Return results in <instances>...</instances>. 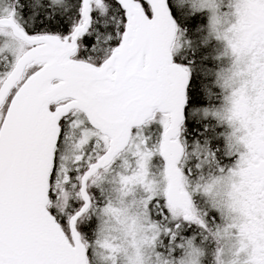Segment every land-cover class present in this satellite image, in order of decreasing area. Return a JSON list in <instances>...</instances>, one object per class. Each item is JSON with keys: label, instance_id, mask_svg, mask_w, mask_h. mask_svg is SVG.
I'll return each instance as SVG.
<instances>
[{"label": "snow or ice", "instance_id": "6c2138e0", "mask_svg": "<svg viewBox=\"0 0 264 264\" xmlns=\"http://www.w3.org/2000/svg\"><path fill=\"white\" fill-rule=\"evenodd\" d=\"M0 264H264V0H0Z\"/></svg>", "mask_w": 264, "mask_h": 264}]
</instances>
